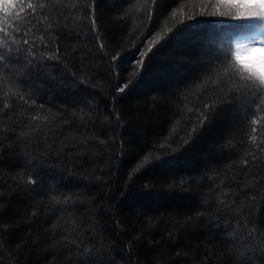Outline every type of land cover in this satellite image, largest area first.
<instances>
[{
  "label": "trees",
  "instance_id": "trees-1",
  "mask_svg": "<svg viewBox=\"0 0 264 264\" xmlns=\"http://www.w3.org/2000/svg\"><path fill=\"white\" fill-rule=\"evenodd\" d=\"M224 1L0 7L20 24L0 80V264H233L253 224L264 247V122L212 82L253 35Z\"/></svg>",
  "mask_w": 264,
  "mask_h": 264
},
{
  "label": "snow or ice",
  "instance_id": "snow-or-ice-1",
  "mask_svg": "<svg viewBox=\"0 0 264 264\" xmlns=\"http://www.w3.org/2000/svg\"><path fill=\"white\" fill-rule=\"evenodd\" d=\"M48 2L50 0H34V2L30 0L26 5L27 9L30 10L28 15L35 16L37 9L47 7ZM225 2L229 3L231 7L240 10V14L234 16V18L248 21V23L241 25V27L253 33V35L250 38L249 45L238 44L235 49L228 50V55L225 56L224 62L217 68L216 79L212 82L219 84L224 79L229 81L231 87L236 90L237 94H242L251 101L249 105L252 109L250 124L253 126L261 125L264 122V116H258L257 113L258 111L264 110V55L261 56L259 64H249L240 56V50L244 47H250L252 51L264 53V49H255L259 37L258 29L264 28V0H225ZM152 3L154 4L155 0H152ZM21 12H23V7H21ZM147 16L149 19L151 18V10L148 11ZM42 19L47 20L48 17L43 16ZM92 24L95 27L94 18ZM19 27L20 24H17L16 28H12L10 31L11 25H8L6 21L3 25H0V34H2L0 35V80L3 79L2 69L9 66L5 62H10L12 59L13 49L11 44L19 43L13 36V32ZM159 39L160 35L157 34L151 43L155 44ZM23 42L27 44L28 40H24ZM259 43L264 44V38H260ZM100 47L103 48L102 43ZM148 51H151V47H149ZM233 53L235 54V60L232 59ZM146 54L142 53L141 55L144 56ZM112 59L116 60L118 57L114 56ZM139 64L142 66L143 60L139 61ZM126 87L127 85L119 87L118 91L123 92ZM4 106L7 107L8 105ZM208 107H211V105L206 104L205 108ZM32 119H39V117L34 116ZM251 131L253 135L250 139L252 143H255L257 139L255 135L257 131L256 127H252ZM261 150L264 151V149ZM147 159L148 157H145V161ZM30 182L34 183V181ZM257 230V225L253 224L252 229L243 234L246 236L245 245L242 246V251L238 250L237 254L233 257V264H264V247H261L260 244L255 242ZM239 239L240 237L237 236L233 243H236Z\"/></svg>",
  "mask_w": 264,
  "mask_h": 264
},
{
  "label": "rangeland",
  "instance_id": "rangeland-1",
  "mask_svg": "<svg viewBox=\"0 0 264 264\" xmlns=\"http://www.w3.org/2000/svg\"><path fill=\"white\" fill-rule=\"evenodd\" d=\"M0 1H2V3L0 4V7L9 3V0L8 1L7 0H0ZM224 3H225V5H229V3L225 2V1H224ZM231 9L235 12V15H239L240 14V10L239 9H236V8H233V7H231ZM224 36H225V33H224ZM223 38L222 37H218L216 40H214V41L212 40L211 41V43L214 44L215 49L217 50V52H223V47L221 46Z\"/></svg>",
  "mask_w": 264,
  "mask_h": 264
}]
</instances>
